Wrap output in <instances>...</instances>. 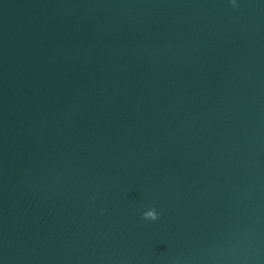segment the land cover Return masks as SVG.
Segmentation results:
<instances>
[{"label": "water", "instance_id": "1", "mask_svg": "<svg viewBox=\"0 0 264 264\" xmlns=\"http://www.w3.org/2000/svg\"><path fill=\"white\" fill-rule=\"evenodd\" d=\"M235 3L0 0V264H264V0Z\"/></svg>", "mask_w": 264, "mask_h": 264}, {"label": "clouds", "instance_id": "2", "mask_svg": "<svg viewBox=\"0 0 264 264\" xmlns=\"http://www.w3.org/2000/svg\"><path fill=\"white\" fill-rule=\"evenodd\" d=\"M230 3L233 7L236 6L235 0H230ZM159 218V213L155 208H151L142 213V219L144 220H157Z\"/></svg>", "mask_w": 264, "mask_h": 264}]
</instances>
